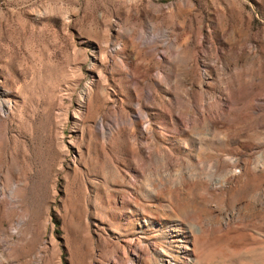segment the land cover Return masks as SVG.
I'll use <instances>...</instances> for the list:
<instances>
[{"label": "rangeland", "instance_id": "374dc122", "mask_svg": "<svg viewBox=\"0 0 264 264\" xmlns=\"http://www.w3.org/2000/svg\"><path fill=\"white\" fill-rule=\"evenodd\" d=\"M0 83V264H264V0H0Z\"/></svg>", "mask_w": 264, "mask_h": 264}, {"label": "bare ground", "instance_id": "6f19581e", "mask_svg": "<svg viewBox=\"0 0 264 264\" xmlns=\"http://www.w3.org/2000/svg\"><path fill=\"white\" fill-rule=\"evenodd\" d=\"M157 84L158 83H156V85ZM147 93L150 96V95H152V93H155V92H154V90H150V91H147ZM135 99H136V106H139L138 99L137 98H135ZM16 104H17L16 101L11 98L10 90L5 88L3 83H0V127H2L4 125V123L13 115L14 111H17L18 106H16ZM138 124H139L138 120H132L131 121L128 119V120L124 121L121 119L118 120L116 118H114V119L112 118L109 121V123H105L103 121V119H100L98 124H97V129L100 132L101 139L104 142L108 143V141H110L114 132L117 131L118 128L120 129L122 126H126V125H128V127H132V126L137 127ZM144 132L145 133H143L142 131L140 132V135H139L140 139H142L143 136H145L146 133L149 132V130L146 129ZM142 149H144V148H142ZM17 184L16 183L14 184V186L12 187V189H10V192L8 194L5 193V190L0 185V204L6 203V205L9 207V209H16L17 208V204L19 202L18 195L16 194ZM178 219L174 221L175 225L172 228L165 231V235L162 234L163 240L166 241V246L168 248L172 247L174 250V254L172 252V254L170 253V256L166 257V258L171 259V261L168 262L167 264H197V260H196L197 255H194L196 245L195 244L193 245L192 243L188 242L186 233L182 231L181 222ZM191 227H193V226H191ZM192 231H193V229H192ZM194 236H195V238H197L196 235H194ZM195 238H193V239H195ZM194 241H196V239ZM194 243H196V242H194ZM154 245H156V244H150V246H154ZM166 251L169 253V251L167 249L166 250L163 249V252L166 253ZM142 252H143V250H140V249L136 250V253H134L132 255L131 264H138L139 263V254H141ZM144 252H145V250H144ZM120 260H121V258L119 256L114 257V262H118Z\"/></svg>", "mask_w": 264, "mask_h": 264}]
</instances>
